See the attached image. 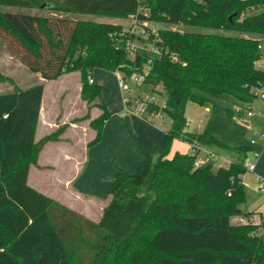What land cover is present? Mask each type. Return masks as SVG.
<instances>
[{
    "label": "trees",
    "instance_id": "16d2710c",
    "mask_svg": "<svg viewBox=\"0 0 264 264\" xmlns=\"http://www.w3.org/2000/svg\"><path fill=\"white\" fill-rule=\"evenodd\" d=\"M43 4L53 15L2 9ZM71 13L137 14L159 25L157 35L144 25L149 39H141L160 46L162 53L145 47L131 56L118 37L121 23L63 15ZM0 39L10 56L44 79L22 88L0 74V81L13 83V89L0 92V264H264V214L258 225L232 221L253 213L243 209L244 160L253 148L190 131L185 114L189 101L208 107L214 98L252 106L264 83V0H0ZM149 59L141 88L164 86L163 112L171 125L163 146L143 153L135 172L117 168L98 222L86 227L29 183L44 145L64 131L60 127L36 139L45 81L58 79L67 67L81 72L82 99L101 111L90 121L96 130L88 142L92 146L102 140L110 115L103 85L90 82L93 70L129 75ZM174 139L226 148L242 159L216 171L213 163L196 166L198 153L170 154Z\"/></svg>",
    "mask_w": 264,
    "mask_h": 264
},
{
    "label": "rangeland",
    "instance_id": "374dc122",
    "mask_svg": "<svg viewBox=\"0 0 264 264\" xmlns=\"http://www.w3.org/2000/svg\"><path fill=\"white\" fill-rule=\"evenodd\" d=\"M2 9L32 15H53L49 5L45 8L2 7ZM58 14L60 15V13ZM63 15L93 21L120 20L123 28L120 33L121 36L118 37L131 56L134 54L128 49H131L132 46L142 49L144 46L141 39L143 24L148 25L151 31L159 29V25L154 22L136 20L131 15L121 18L74 13ZM134 23L138 24L139 32L133 36L131 29ZM173 27L176 28L177 26ZM204 30L225 35L241 34L226 29ZM19 62L18 59L10 57L5 44L0 39L1 75L13 76L11 78L22 88L44 81V79H38V73L25 65L21 66ZM260 67L264 68V55L260 61ZM92 78L95 83L103 85L102 99L110 110L102 140L90 148L81 144L82 139H92L95 136L96 130L91 127L90 121L97 117L101 111L98 106H96L98 109L96 110L94 103H87L82 99L81 72L67 67L64 74L58 79L45 81L42 118L36 139L55 132L60 127H64V131L58 136V139H53L47 143L40 155L38 166H31L29 174V183L32 186H36L37 189L63 204L70 210L69 216L73 217L72 215H74L79 224H86V227L87 222H98L102 208L110 198L109 188L117 168L122 167L129 172H135L141 163L140 161L138 164L143 150L141 144H149L152 146L150 150L161 148L164 142V131L171 125V118L167 115H164L162 120L153 118L152 121L156 120L157 124L154 126L147 121L148 119L140 117L134 112H128L123 99L124 93L119 86L115 71L98 67L93 70ZM11 89H13V83L8 80L0 81V92ZM252 107L255 114L248 117V105L237 107L227 100L214 98V101L207 108L189 101L185 110L190 123L187 128L194 130L202 127L199 128V131H206L230 146L245 144L253 147V150L260 151L264 145V138L261 134L264 131V100L258 95L252 102ZM227 108H232L233 112H228ZM135 116L147 121L146 124L139 120H132V117ZM139 135H141L140 138ZM209 149L219 156V161L212 159L215 171L218 168V163L229 165L232 161L242 159L241 153L226 148L212 145L209 146ZM176 150L184 153L189 152V143L174 139L170 154ZM200 154L204 156L205 152ZM261 157L259 161L256 159L257 170L255 172L246 170L244 174L247 200L243 209L253 211V213L233 216V222H252L258 225L261 221V215L264 214V190L255 189L258 185L257 177L264 178V153ZM261 230V228L257 229L259 234ZM85 234L88 238L90 234L88 228H85ZM74 241L75 245H78V238L75 237ZM100 245L98 251L104 247V244L101 243Z\"/></svg>",
    "mask_w": 264,
    "mask_h": 264
},
{
    "label": "built area",
    "instance_id": "2783aa9c",
    "mask_svg": "<svg viewBox=\"0 0 264 264\" xmlns=\"http://www.w3.org/2000/svg\"><path fill=\"white\" fill-rule=\"evenodd\" d=\"M142 11L146 12V9H142ZM131 17L134 19L137 18V14H131ZM147 21V20H144ZM137 22V21H136ZM137 23H134V26L131 29V34H138L139 30L137 29ZM145 24H143L144 26ZM148 26V25H146ZM152 32L157 35L156 30H152ZM142 38L145 40L149 39V32L145 28L142 31ZM143 41V40H142ZM143 48L151 49L156 55H160L162 53V48L158 45H153L152 43H148V41H143ZM132 45V43H131ZM260 48L264 50V43L260 44ZM131 53L135 54L138 50L135 46H132L131 49H128ZM152 59L143 66L142 70H134L129 75L121 73L119 70H116L115 73L118 77L119 86L123 91V99L126 105V109L128 112H134L140 117H143L148 120H153V118H159L160 120L164 117L163 110L167 107L166 97L164 95L165 89L162 84H157L153 90H143L141 86L145 83L146 77L149 75L150 71V63ZM90 82H95L93 78H90ZM129 92L130 94H125ZM258 95L262 100H264V83L258 89ZM248 117H251L255 114L253 107L248 106ZM189 121L187 125H189ZM264 138V132L261 133ZM254 141L252 140V143ZM189 152L198 153V156L195 160L196 166H203L208 163H213L212 159L215 161H219V156L214 151H211L208 146H204L199 144L198 142L189 143ZM201 152H205L204 156H201ZM258 155L254 150L250 151L247 157L244 160V165L248 171L255 172L257 167V159ZM218 167L223 165L222 163L217 164ZM258 185L256 186V190H264V178L258 176Z\"/></svg>",
    "mask_w": 264,
    "mask_h": 264
},
{
    "label": "crops",
    "instance_id": "0c3cea01",
    "mask_svg": "<svg viewBox=\"0 0 264 264\" xmlns=\"http://www.w3.org/2000/svg\"><path fill=\"white\" fill-rule=\"evenodd\" d=\"M113 22H116V23H122L120 20H113ZM12 59H13V57L12 56H10ZM19 64L21 65V66H23V64L22 63H20L19 62ZM38 76V79H41V80H43V78L41 77V76H39V74H37ZM11 77H13V76H11ZM18 84V83H17ZM20 86V85H19ZM21 87V86H20ZM46 88V87H45ZM45 93V92H44ZM43 101H44V97H43ZM42 108H43V102H42V107H41V112H40V119H39V123H38V127H37V132L39 131V124H40V122H41V118H42ZM96 108V107H95ZM208 108V107H207ZM96 110H98L97 108H96ZM132 120H139L140 122H142V123H145V122H147V121H149L150 122V124L152 123L154 126H156L157 124H156V120L155 121H151V120H147V121H143L142 119H139V117H132ZM146 124V123H145ZM148 125V124H147ZM150 126H152V125H150ZM153 127V126H152ZM199 128H202V127H199ZM199 128H195L194 130H191L190 129V131H197V132H199ZM262 132H264V131H262ZM143 134V133H142ZM141 137V135H139V138ZM163 137L165 138V131H164V134H163ZM41 139V138H40ZM82 139V138H81ZM37 140H39V139H37ZM91 139H88V138H84V139H82V145L83 146H86L87 148H90L91 146H88V142L90 141ZM50 142V141H49ZM48 143V142H47ZM47 143L44 145V147H43V149L41 150V152H40V155H41V153H42V151L44 150V148H45V146L47 145ZM164 143V142H163ZM98 144V143H97ZM96 145V144H95ZM95 145H92V146H95ZM141 146H142V152H141V157H139V161H138V164L140 163V161L142 162V160H143V153H145V152H150V151H152V150H150V148L152 147V146H150L149 144H146V143H142L141 144ZM253 148V147H252ZM254 149V148H253ZM153 150H155V148L153 149ZM255 151V153L258 155V157H257V159H258V161L259 160H261V156H262V154L264 153V145H262V147H261V150L260 151H256V150H254ZM40 155H39V159H40ZM39 159H38V164H39ZM141 164V163H140ZM140 164H139V166H140ZM33 166V165H32ZM257 168H258V166L256 167V170H257ZM116 173L117 172H115V175H116ZM30 174V173H29ZM36 187V186H35ZM37 188V187H36ZM106 203V202H105Z\"/></svg>",
    "mask_w": 264,
    "mask_h": 264
},
{
    "label": "water",
    "instance_id": "95a60500",
    "mask_svg": "<svg viewBox=\"0 0 264 264\" xmlns=\"http://www.w3.org/2000/svg\"><path fill=\"white\" fill-rule=\"evenodd\" d=\"M46 6H47V4H43L41 7H42V8H45Z\"/></svg>",
    "mask_w": 264,
    "mask_h": 264
}]
</instances>
